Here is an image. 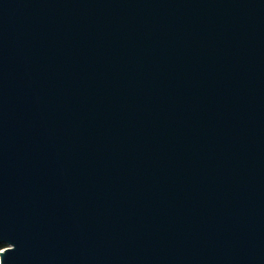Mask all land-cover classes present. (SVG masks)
<instances>
[{
	"label": "water",
	"instance_id": "1",
	"mask_svg": "<svg viewBox=\"0 0 264 264\" xmlns=\"http://www.w3.org/2000/svg\"><path fill=\"white\" fill-rule=\"evenodd\" d=\"M0 264H264V0H0Z\"/></svg>",
	"mask_w": 264,
	"mask_h": 264
},
{
	"label": "rangeland",
	"instance_id": "2",
	"mask_svg": "<svg viewBox=\"0 0 264 264\" xmlns=\"http://www.w3.org/2000/svg\"><path fill=\"white\" fill-rule=\"evenodd\" d=\"M2 248V246L0 245V249Z\"/></svg>",
	"mask_w": 264,
	"mask_h": 264
}]
</instances>
